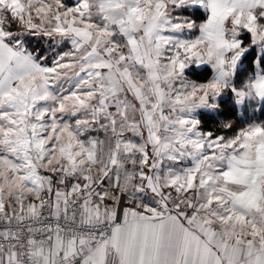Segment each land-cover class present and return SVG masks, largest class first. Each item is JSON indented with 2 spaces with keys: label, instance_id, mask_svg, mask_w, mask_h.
<instances>
[{
  "label": "snow or ice",
  "instance_id": "snow-or-ice-1",
  "mask_svg": "<svg viewBox=\"0 0 264 264\" xmlns=\"http://www.w3.org/2000/svg\"><path fill=\"white\" fill-rule=\"evenodd\" d=\"M257 112L264 0H0V264H264Z\"/></svg>",
  "mask_w": 264,
  "mask_h": 264
},
{
  "label": "trees",
  "instance_id": "trees-1",
  "mask_svg": "<svg viewBox=\"0 0 264 264\" xmlns=\"http://www.w3.org/2000/svg\"><path fill=\"white\" fill-rule=\"evenodd\" d=\"M65 2L67 3L68 0H65ZM197 22L199 23L200 20L197 19ZM43 46V45H42ZM254 119H264V115H261L259 112H257L256 116L253 117ZM220 119H223V117H217L215 119H207L205 118V128L206 129H212V130H216L218 127V121ZM237 126H239L240 123H242V121H237ZM229 135H231V133H228Z\"/></svg>",
  "mask_w": 264,
  "mask_h": 264
},
{
  "label": "rangeland",
  "instance_id": "rangeland-1",
  "mask_svg": "<svg viewBox=\"0 0 264 264\" xmlns=\"http://www.w3.org/2000/svg\"><path fill=\"white\" fill-rule=\"evenodd\" d=\"M72 2H73V0H68L67 3H72ZM62 50H67V49L65 48V49H62Z\"/></svg>",
  "mask_w": 264,
  "mask_h": 264
}]
</instances>
